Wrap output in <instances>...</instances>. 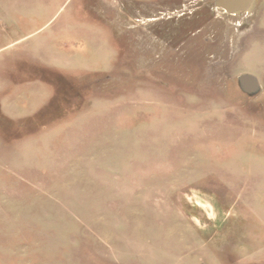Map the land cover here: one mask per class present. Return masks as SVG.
<instances>
[{
	"label": "rangeland",
	"instance_id": "374dc122",
	"mask_svg": "<svg viewBox=\"0 0 264 264\" xmlns=\"http://www.w3.org/2000/svg\"><path fill=\"white\" fill-rule=\"evenodd\" d=\"M0 264H264V0H0Z\"/></svg>",
	"mask_w": 264,
	"mask_h": 264
},
{
	"label": "water",
	"instance_id": "95a60500",
	"mask_svg": "<svg viewBox=\"0 0 264 264\" xmlns=\"http://www.w3.org/2000/svg\"><path fill=\"white\" fill-rule=\"evenodd\" d=\"M252 1L253 0H214V5L231 13L237 10H246ZM239 80L241 87L247 92L254 91L258 86L256 79L249 74L240 75Z\"/></svg>",
	"mask_w": 264,
	"mask_h": 264
},
{
	"label": "flooded vegetation",
	"instance_id": "af4514ba",
	"mask_svg": "<svg viewBox=\"0 0 264 264\" xmlns=\"http://www.w3.org/2000/svg\"><path fill=\"white\" fill-rule=\"evenodd\" d=\"M252 3V2H251ZM250 6V5H249ZM237 11H239V10H237ZM236 12V11H235ZM231 13H234V12H231Z\"/></svg>",
	"mask_w": 264,
	"mask_h": 264
}]
</instances>
